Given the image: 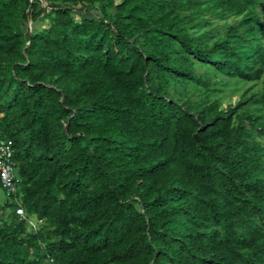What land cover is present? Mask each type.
<instances>
[{
  "label": "trees",
  "instance_id": "1",
  "mask_svg": "<svg viewBox=\"0 0 264 264\" xmlns=\"http://www.w3.org/2000/svg\"><path fill=\"white\" fill-rule=\"evenodd\" d=\"M0 141V264H264V0H0Z\"/></svg>",
  "mask_w": 264,
  "mask_h": 264
},
{
  "label": "rangeland",
  "instance_id": "2",
  "mask_svg": "<svg viewBox=\"0 0 264 264\" xmlns=\"http://www.w3.org/2000/svg\"><path fill=\"white\" fill-rule=\"evenodd\" d=\"M42 5H45L44 2H42ZM228 22L232 21V18L227 20ZM219 22V21H217ZM45 23V20L40 18L38 20L37 24H33L31 21H27V26L28 27H38L40 25H43ZM204 68H198L196 70V72H201ZM220 79V81L225 82V86L222 87V91L218 93V96L220 98V104L221 106L225 105V104H233L235 102V100L238 98V96L243 93L246 89L248 88H252V90L258 89L259 87H261L262 83L261 81H257L255 83L252 82H243L241 80H230V79H226L225 77H211V81ZM196 98V95L195 97ZM5 196L3 195V193H0V204L2 203V200H4ZM0 219L4 220L7 219V221H10L9 219V210L5 209L3 211L0 210Z\"/></svg>",
  "mask_w": 264,
  "mask_h": 264
},
{
  "label": "built area",
  "instance_id": "3",
  "mask_svg": "<svg viewBox=\"0 0 264 264\" xmlns=\"http://www.w3.org/2000/svg\"><path fill=\"white\" fill-rule=\"evenodd\" d=\"M11 157L12 152L9 146L3 141H0V185L8 198L14 196L17 188L14 162ZM14 202L17 203L16 200H14ZM20 216H22V214ZM28 225L31 228H35L34 220L29 219Z\"/></svg>",
  "mask_w": 264,
  "mask_h": 264
}]
</instances>
